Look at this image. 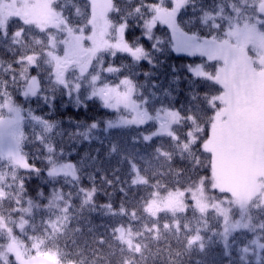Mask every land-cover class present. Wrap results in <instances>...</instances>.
<instances>
[{"label": "trees", "instance_id": "trees-1", "mask_svg": "<svg viewBox=\"0 0 264 264\" xmlns=\"http://www.w3.org/2000/svg\"><path fill=\"white\" fill-rule=\"evenodd\" d=\"M257 1L184 0L178 24L192 37L224 38L253 18ZM56 5L74 29L91 20L89 0H56ZM168 6L170 0H114L107 19L113 27L125 24L126 38L143 44L146 58L100 55L76 86L55 79L54 62L46 54L52 29L13 19L0 30V93L13 96L9 99L21 107L19 148L0 151V218L24 242L32 262L264 264L261 203L251 204L249 225L228 238L218 208L202 212L191 197L184 211L149 209L156 192L209 182L213 156L205 142L219 105L212 97L222 90L219 83L191 72L196 58L177 54L168 39L150 42L145 37L146 20ZM35 53L40 56L31 66L25 58ZM111 66L109 72L104 69ZM31 75L39 77V94L23 98ZM127 79L135 86L136 100L147 108L151 119L146 124L117 125L120 114L105 106V87ZM165 109L180 113L173 133L147 138ZM252 123L247 121V127ZM65 162L74 163L75 179L47 173ZM140 176L144 181L136 180ZM232 216L238 218L239 211L234 209ZM7 241L0 227V249ZM0 264L20 262L0 257Z\"/></svg>", "mask_w": 264, "mask_h": 264}, {"label": "rangeland", "instance_id": "rangeland-1", "mask_svg": "<svg viewBox=\"0 0 264 264\" xmlns=\"http://www.w3.org/2000/svg\"><path fill=\"white\" fill-rule=\"evenodd\" d=\"M89 1L92 5L90 31L78 33L77 36L83 38L82 45L75 42V38L69 39L67 53L61 56L70 58L69 62L74 61L75 65L71 66L79 67L80 74L85 71V64L90 63L92 58L104 50L128 53L137 60L145 58L147 52L145 47L132 45L126 39L124 24L120 26L117 37L113 39L115 33L106 25V17L113 0ZM179 2L181 3V0H174L172 6L170 0L171 8L149 18L145 25V35L147 38L155 37L154 41H157L156 37L164 33L177 54L197 59L190 66L195 75L205 76L222 85V92L213 97L219 105L212 122L211 136L205 142L206 147L212 152L213 172L207 183L168 191L165 194L156 192L149 206L155 212L184 211L187 208L186 199L191 197L202 212L211 206L219 209L225 221L224 236L228 238L238 229L245 228L246 224L249 225L252 203L264 205V29L255 25L261 20L264 21V0L258 4L259 11L263 14L262 18H258L252 27H236L233 30L236 44L232 42L231 46L236 49L239 56V63L236 65L231 62L226 51L228 40L195 39L180 31L176 19ZM12 16L42 28L58 24V14L54 10L53 0H0V26ZM80 46H83L84 50L81 51ZM34 57L33 55L31 61H34ZM36 80V76L31 78L23 90V96L32 97L37 94L38 85L36 84L35 88L33 84ZM120 84L123 85L122 82ZM127 84L128 82H124L125 88L122 92L109 87L106 91L108 98H103L105 106L117 110L121 115V121H116L117 125L128 123L139 125L149 122L147 108L144 103L133 97L132 86L129 89ZM243 106L253 109L258 121L256 130L252 127L244 130L243 133L246 135L236 131L241 126L238 109ZM20 121L19 104L9 98L0 103L1 152L8 154L18 150L19 146L15 142L17 143L20 131ZM157 121L155 129L147 138L157 134H172L174 124L180 121V113L177 109H167L158 114ZM248 135L254 142L249 141L251 139ZM48 172L51 176L62 175L71 178L77 176L76 167L72 162L54 165ZM53 197L55 198V195ZM56 198L62 201L61 197ZM234 209L239 211L238 218L232 216ZM0 222V227L8 233V241L0 249V257L3 260L14 257L20 264H37L38 261L32 262L30 251L2 217ZM54 261L58 264L55 259Z\"/></svg>", "mask_w": 264, "mask_h": 264}, {"label": "flooded vegetation", "instance_id": "flooded-vegetation-1", "mask_svg": "<svg viewBox=\"0 0 264 264\" xmlns=\"http://www.w3.org/2000/svg\"><path fill=\"white\" fill-rule=\"evenodd\" d=\"M246 112H248V113H246L244 115L245 116V122H247V121L255 122L257 120L256 118L254 119V117L252 118V112L250 110H247ZM248 137L250 138V135H248Z\"/></svg>", "mask_w": 264, "mask_h": 264}]
</instances>
